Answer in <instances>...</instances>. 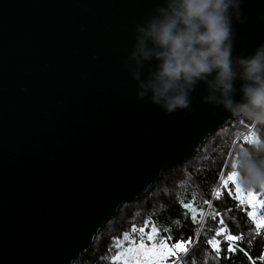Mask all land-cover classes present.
<instances>
[{
    "label": "water",
    "instance_id": "obj_1",
    "mask_svg": "<svg viewBox=\"0 0 264 264\" xmlns=\"http://www.w3.org/2000/svg\"><path fill=\"white\" fill-rule=\"evenodd\" d=\"M163 0H0V264H73L120 207L233 117L165 114L123 67L134 25ZM233 55L264 42L244 0ZM236 99H239L237 94Z\"/></svg>",
    "mask_w": 264,
    "mask_h": 264
},
{
    "label": "clouds",
    "instance_id": "obj_2",
    "mask_svg": "<svg viewBox=\"0 0 264 264\" xmlns=\"http://www.w3.org/2000/svg\"><path fill=\"white\" fill-rule=\"evenodd\" d=\"M243 2L163 0L136 23L123 67L136 82L137 101L165 114L191 110L192 93L203 83L204 103L264 129V42L248 55H233L235 24L247 19ZM249 132L253 138L236 150L230 167L242 189L264 190V137Z\"/></svg>",
    "mask_w": 264,
    "mask_h": 264
},
{
    "label": "trees",
    "instance_id": "obj_3",
    "mask_svg": "<svg viewBox=\"0 0 264 264\" xmlns=\"http://www.w3.org/2000/svg\"><path fill=\"white\" fill-rule=\"evenodd\" d=\"M249 131H254L257 137H264V129H254L249 122L234 117L213 131L194 154L163 172L138 197L124 203L99 230L89 249L73 264H122L112 256L119 250L118 244L125 232L132 234L131 223L139 227L144 221H151L157 228L171 226L174 230L172 234L181 238L191 234L190 229L194 231L199 227L203 241L204 237L211 238L214 228L218 226L210 218V214L217 210L223 214L230 233L243 236L240 247L249 252L251 260L238 251L225 260L201 244L193 257L196 264H264V260L260 259L264 256V226L257 230L256 225L247 218L245 204L241 205L233 199L235 193L232 185L229 187L231 197L220 187L221 181L232 172L230 161L236 150L248 146L243 137ZM204 199L211 200L212 205H203ZM181 201L192 202L194 206L202 208L203 218L191 225L183 220ZM176 219H181V224H175ZM185 256L183 253L180 255L179 264H186Z\"/></svg>",
    "mask_w": 264,
    "mask_h": 264
},
{
    "label": "snow or ice",
    "instance_id": "obj_4",
    "mask_svg": "<svg viewBox=\"0 0 264 264\" xmlns=\"http://www.w3.org/2000/svg\"><path fill=\"white\" fill-rule=\"evenodd\" d=\"M253 133L249 132L243 137L245 141L253 138ZM230 185L235 187L236 195L233 197L235 201H239L241 205L247 204L251 208L247 211V218L256 225L257 230L264 226V214H261V209L264 208V199H257L258 193L247 191L246 193L235 180L232 172L228 173L226 178L221 181V189L231 197L232 192L229 191ZM219 198V194L217 195ZM182 204L183 212L181 218L187 221L190 225L196 224L199 219L203 218L202 208L193 205L192 202H179ZM203 205H212V201L204 199ZM259 214V215H258ZM210 218L217 222L218 226L214 228L211 238L204 237L201 241L200 228L194 231L190 229L191 234L181 238L179 235H173V228L171 226L157 228L151 221H144L142 226H137L136 223H131L132 234L125 232L124 239L129 242L127 247V255L125 253H117L114 259H122L124 264H168L170 258H177L173 260V264H177L180 255L186 254V264H196L193 257L201 244L208 248L217 257H222L225 260L230 259L232 254L237 251L242 253L244 257L251 260L249 252L240 247V242L243 241L242 235L231 234L225 225L223 214L220 211H215L210 214ZM175 224H181V219H176ZM138 233V240L134 239V234ZM120 245L118 244V247ZM264 260V256L260 257Z\"/></svg>",
    "mask_w": 264,
    "mask_h": 264
},
{
    "label": "rangeland",
    "instance_id": "obj_5",
    "mask_svg": "<svg viewBox=\"0 0 264 264\" xmlns=\"http://www.w3.org/2000/svg\"><path fill=\"white\" fill-rule=\"evenodd\" d=\"M225 178H226V177H225ZM232 187L234 188V193H235V195H236L235 187H234V186H232ZM243 190H244V189H243ZM244 192L246 193L247 191L244 190ZM253 193H258V194H259V195L257 196V199H264V190H256V191H253ZM245 206L247 207L248 211L251 210V208L248 207L247 204H245ZM261 214H263V208L261 209ZM258 215H259V214H258ZM138 236H139V234L133 236V238L138 240ZM128 244H129V242L126 241V240L123 238V239L119 242V245H120V246H119V250L117 251V253H121V252H123V253H125V255H127V251H126V250H127ZM117 253H116L115 255H113L112 257H113V258H114V257H117ZM176 259H177V258H170V260L168 261V264H173V260H176ZM179 259H180V258H179ZM179 259L177 260V264H179V263H178ZM114 260H117V261H119L120 263L124 264V261H123L122 259L117 258V259H114Z\"/></svg>",
    "mask_w": 264,
    "mask_h": 264
}]
</instances>
